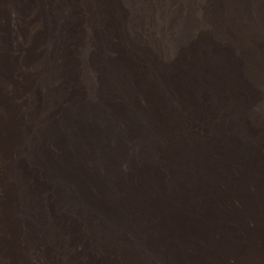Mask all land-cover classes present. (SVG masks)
<instances>
[{
    "label": "bare ground",
    "instance_id": "obj_1",
    "mask_svg": "<svg viewBox=\"0 0 264 264\" xmlns=\"http://www.w3.org/2000/svg\"><path fill=\"white\" fill-rule=\"evenodd\" d=\"M0 264H264V0H0Z\"/></svg>",
    "mask_w": 264,
    "mask_h": 264
},
{
    "label": "rangeland",
    "instance_id": "obj_2",
    "mask_svg": "<svg viewBox=\"0 0 264 264\" xmlns=\"http://www.w3.org/2000/svg\"><path fill=\"white\" fill-rule=\"evenodd\" d=\"M126 149H127V152H128V154H127V160L128 159L129 160H128V162H126L127 160L125 162H120L119 166L117 167V170L120 173L127 172L128 171V168L132 172L133 169H135V166H134L135 160L138 159L137 155L136 154L134 155V149H132L131 147L130 148H126ZM166 179H169V178L166 177ZM55 184H57V183H55ZM70 194H71V192H70Z\"/></svg>",
    "mask_w": 264,
    "mask_h": 264
}]
</instances>
